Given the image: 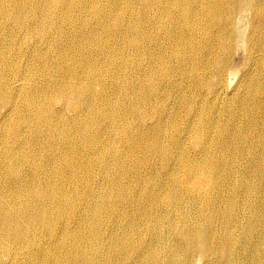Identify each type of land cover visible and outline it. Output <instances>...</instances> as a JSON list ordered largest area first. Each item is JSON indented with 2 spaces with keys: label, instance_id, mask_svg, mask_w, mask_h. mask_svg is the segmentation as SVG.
<instances>
[{
  "label": "bare ground",
  "instance_id": "obj_1",
  "mask_svg": "<svg viewBox=\"0 0 264 264\" xmlns=\"http://www.w3.org/2000/svg\"><path fill=\"white\" fill-rule=\"evenodd\" d=\"M0 264H264V0H0Z\"/></svg>",
  "mask_w": 264,
  "mask_h": 264
},
{
  "label": "rangeland",
  "instance_id": "obj_2",
  "mask_svg": "<svg viewBox=\"0 0 264 264\" xmlns=\"http://www.w3.org/2000/svg\"><path fill=\"white\" fill-rule=\"evenodd\" d=\"M18 47V46H17ZM237 50H238V52H237ZM231 57H232V63H233V66H232V69H234V70H237L238 72H237V75H239L240 73H241V59H242V48H241V46H239V47H237V49H235V51L232 53V55H231ZM234 57V58H233ZM19 61V63H22L20 60H18ZM231 63V64H232ZM32 65H34V63L33 64H31L30 66H32ZM22 66L24 67V65H23V63H22ZM34 81H36V79L34 78ZM171 96H175L174 94H172ZM252 145H250L249 144V146H248V148L249 147H251ZM242 149V148H241ZM260 152V149H259V151L257 152V154ZM240 155V154H239ZM240 158V157H239ZM194 261H195V259H194Z\"/></svg>",
  "mask_w": 264,
  "mask_h": 264
}]
</instances>
